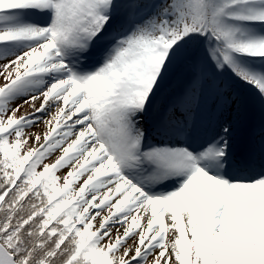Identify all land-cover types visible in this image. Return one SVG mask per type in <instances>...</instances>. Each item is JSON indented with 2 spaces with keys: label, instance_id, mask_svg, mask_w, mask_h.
<instances>
[{
  "label": "snow or ice",
  "instance_id": "snow-or-ice-1",
  "mask_svg": "<svg viewBox=\"0 0 264 264\" xmlns=\"http://www.w3.org/2000/svg\"><path fill=\"white\" fill-rule=\"evenodd\" d=\"M0 264H264V0H0Z\"/></svg>",
  "mask_w": 264,
  "mask_h": 264
},
{
  "label": "rangeland",
  "instance_id": "rangeland-1",
  "mask_svg": "<svg viewBox=\"0 0 264 264\" xmlns=\"http://www.w3.org/2000/svg\"><path fill=\"white\" fill-rule=\"evenodd\" d=\"M179 81L177 80L173 86H178ZM253 113V119L258 120V123L261 122V115L259 112V109H253L250 107H246L245 110L241 113L240 117H239V130H238V134L237 137L235 139L234 142V148L236 149L237 146H239V140L241 139V136L244 132V128H245V124H246V118L248 116V114ZM258 139V138H257ZM55 159V157H53V160Z\"/></svg>",
  "mask_w": 264,
  "mask_h": 264
}]
</instances>
